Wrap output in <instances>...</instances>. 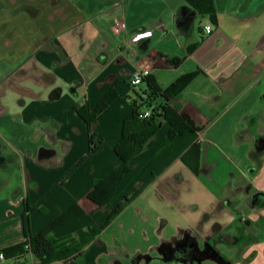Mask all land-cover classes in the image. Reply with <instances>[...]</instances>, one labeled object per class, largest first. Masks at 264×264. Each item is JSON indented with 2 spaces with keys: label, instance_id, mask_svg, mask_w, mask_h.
<instances>
[{
  "label": "crops",
  "instance_id": "crops-1",
  "mask_svg": "<svg viewBox=\"0 0 264 264\" xmlns=\"http://www.w3.org/2000/svg\"><path fill=\"white\" fill-rule=\"evenodd\" d=\"M214 7L212 17L185 0H0V254L28 242L75 206L77 217L52 238L63 252H77L51 264L72 258L71 264H132L136 255L160 256L159 247L185 235L223 243L233 227L235 236L253 211L264 209L252 205V197L264 193L256 174L247 184H233L235 174L218 178L210 161L224 137L233 145L250 140V158L258 163L264 158L253 156L256 140L264 137L258 117L264 109V0H214ZM200 18L204 26L197 25ZM174 59L182 61L176 66ZM143 63L152 65L148 77L162 89L197 73L174 99L150 101L186 115L195 130L168 148L171 125L163 120L145 150L124 164L115 153L124 121L151 93L147 78L137 87L131 83ZM9 91L18 97L14 111L3 101ZM110 91L116 98L92 120ZM218 154L235 165L233 152ZM133 195L108 228L140 202L148 209L171 205L174 214L185 210L192 218L164 235L171 223L168 208L156 220L163 229L158 242L131 256L121 254L108 228L88 242L87 234L79 236L102 228L113 209ZM255 217L262 232L229 247L264 241V216ZM0 264L42 263L30 251L5 255Z\"/></svg>",
  "mask_w": 264,
  "mask_h": 264
},
{
  "label": "trees",
  "instance_id": "trees-1",
  "mask_svg": "<svg viewBox=\"0 0 264 264\" xmlns=\"http://www.w3.org/2000/svg\"><path fill=\"white\" fill-rule=\"evenodd\" d=\"M196 12L201 15H210L215 16V7L214 0H185ZM198 45H194L190 48V52L195 50ZM181 59H174L173 63L177 66ZM197 76V73L185 74L178 78L174 83H172L168 88H160L152 77H147L146 83L148 85V98L140 106L134 107L131 114L125 119L123 125L122 139L115 147V153L117 157L124 163L129 164L134 158L140 155L146 147L147 142L159 131L162 125V121H166L171 125V129L167 135L166 146L168 148L172 147L174 140L178 136H184L187 133L194 132L193 124L186 115H179L174 111L168 104L161 105L159 107H153L151 100L155 97H162L166 101H170L178 96L183 90L194 80ZM116 98V93L110 91L100 102L94 113L92 114L91 119L95 120ZM141 106H147L151 110V115L149 118L141 119ZM256 118H250V124L255 123ZM3 145L0 142V151L2 150ZM193 152L197 153L198 148L194 146L192 149ZM46 151H43L41 156L43 157ZM264 154V137H260L256 140L255 150L253 153L254 157H259ZM2 157H0V160ZM137 195L131 197H125V199L119 203L109 215L107 222L100 229H90L88 232H81L79 236L88 235L85 242L94 239L97 237L100 232L107 226L112 220H114L118 215H120L123 210L135 199ZM252 205L257 208H264V193H257L252 197ZM77 206L73 207L62 216L53 221L46 229L35 236H31L28 242L24 244H19L13 246L4 251L5 255H8L10 258L18 257L24 255L26 252H32L42 264H51L56 260L67 259L71 254L77 252L76 250L63 252L59 248V243L52 238V233L55 229L60 226H63L77 216L75 211H78ZM24 229L26 235L29 234V224L28 220L25 219ZM225 240L230 245H236L243 239V236L233 237L226 236ZM30 246V249L25 248L26 245ZM195 249V248H194ZM179 253V252H178ZM4 255V256H5ZM209 255V254H208ZM175 254L174 258L171 259H150L147 264H187L189 259H186V262L178 258ZM218 262L220 264H232L230 260L225 258L223 255L219 254ZM75 258L68 260L65 264H71ZM194 264H199L194 260Z\"/></svg>",
  "mask_w": 264,
  "mask_h": 264
},
{
  "label": "rangeland",
  "instance_id": "rangeland-1",
  "mask_svg": "<svg viewBox=\"0 0 264 264\" xmlns=\"http://www.w3.org/2000/svg\"><path fill=\"white\" fill-rule=\"evenodd\" d=\"M206 22L207 21L204 18H200L197 25L204 26ZM17 100V95L12 91H9L3 99L5 104L10 107L11 111H14L15 107H17ZM141 108L144 111L148 109L147 106H141ZM258 114L260 129L264 132V109L263 111L259 110ZM233 142L234 141L230 138L224 137L222 144L218 145V151L211 156L210 161L216 163L215 175L222 180H226L227 178H230L231 180L232 174H235L234 176L236 180L233 184L243 185L248 183L247 180H249V176L256 174L255 184L264 192V158L259 163L250 158V140L239 141L237 145H235V143L233 145ZM218 152L228 155L233 152L236 156L235 165L232 166L229 163L231 162L230 159L227 161L223 160ZM199 207H205V204L199 205ZM168 208L171 211V214H169L171 223L168 229L164 231V235L167 236L176 232L179 224L184 226L190 222L189 218H192L190 213H185V210H178L179 212L177 211V214H174L176 209L171 205L167 207V209ZM167 209H164L161 206L156 208L149 207L148 209L145 202H140L123 214L115 225L108 228L109 223L105 226V228H108L107 235L112 239V243L116 242L118 246L117 249L121 254L131 256L136 255L138 251L141 253L146 252L154 246L155 242H158L159 236L162 235L163 229H161L160 223L156 220L164 218L163 216H166L167 212L165 211ZM187 210L189 211V209ZM192 210H197V207ZM261 213L264 216V209H256L253 211V214H255L254 217L249 219L250 221H248L249 223L247 225H242L240 231L238 230L235 236L238 237L239 234V236H255L260 234L262 232V227L259 223V219L257 220L255 216H262ZM147 219L150 222H153L148 223ZM230 227H233V225ZM231 230V233L237 231L234 227ZM229 232L227 233L229 236H234ZM114 236H116V240L113 239ZM215 246L221 254L227 256L232 261V264H264V241L253 242L245 248L229 247L228 245L219 242L216 243ZM244 253L247 254L245 257L243 255Z\"/></svg>",
  "mask_w": 264,
  "mask_h": 264
},
{
  "label": "flooded vegetation",
  "instance_id": "flooded-vegetation-1",
  "mask_svg": "<svg viewBox=\"0 0 264 264\" xmlns=\"http://www.w3.org/2000/svg\"><path fill=\"white\" fill-rule=\"evenodd\" d=\"M215 242L216 241H212L209 237L200 243L195 237L185 235V237L180 240H174L169 244L159 247L158 253H160V256L142 257L141 255H136L132 260V264H147L150 259H171L175 257V254L179 256L178 258L183 260V262L189 259L187 264H194V260L199 264H206L209 262L219 263L217 256L220 253L216 249ZM222 242L229 245L225 238L222 239Z\"/></svg>",
  "mask_w": 264,
  "mask_h": 264
},
{
  "label": "built area",
  "instance_id": "built-area-1",
  "mask_svg": "<svg viewBox=\"0 0 264 264\" xmlns=\"http://www.w3.org/2000/svg\"><path fill=\"white\" fill-rule=\"evenodd\" d=\"M205 31L207 34L211 33V27L208 26L205 28ZM152 72V65L148 64V63H143L138 70L133 74V78H132V85L134 87L140 86L141 84H143L144 80L151 74ZM151 115V110L147 109L146 111L141 112L140 114V118L141 119H146L149 118ZM25 248L27 250L30 249L29 244L25 246ZM5 256L4 254H0V259H4Z\"/></svg>",
  "mask_w": 264,
  "mask_h": 264
}]
</instances>
